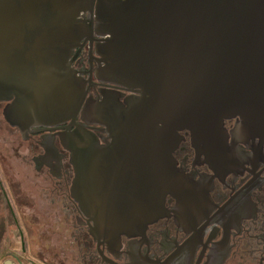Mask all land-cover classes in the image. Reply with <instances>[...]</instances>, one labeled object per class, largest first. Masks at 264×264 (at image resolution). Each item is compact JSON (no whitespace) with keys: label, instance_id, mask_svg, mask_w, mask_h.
I'll list each match as a JSON object with an SVG mask.
<instances>
[{"label":"water","instance_id":"95a60500","mask_svg":"<svg viewBox=\"0 0 264 264\" xmlns=\"http://www.w3.org/2000/svg\"><path fill=\"white\" fill-rule=\"evenodd\" d=\"M95 35L107 36L97 73L131 93L123 101L114 91L95 100L92 76L74 67ZM0 103L24 140L68 123L58 135L73 196L117 242L159 218L152 203L188 196L172 157L180 132L210 158L227 146V119L264 141V0H0Z\"/></svg>","mask_w":264,"mask_h":264},{"label":"flooded vegetation","instance_id":"af4514ba","mask_svg":"<svg viewBox=\"0 0 264 264\" xmlns=\"http://www.w3.org/2000/svg\"><path fill=\"white\" fill-rule=\"evenodd\" d=\"M105 38L95 35L92 45L84 39L74 67L83 77L92 76L89 94L95 100L114 91L123 101L131 93L97 73L105 64L97 53ZM238 120H225L227 146L218 157L204 154L189 131L180 132L172 157L189 176L188 196L169 193L152 203L159 218L117 242L94 231L73 196L76 172L58 135L68 123L30 132L24 140L5 121L26 143L23 151L14 148L25 174H0V264H264V141L239 136ZM92 126L104 143L103 126ZM143 188L133 187L129 198H141Z\"/></svg>","mask_w":264,"mask_h":264},{"label":"rangeland","instance_id":"374dc122","mask_svg":"<svg viewBox=\"0 0 264 264\" xmlns=\"http://www.w3.org/2000/svg\"><path fill=\"white\" fill-rule=\"evenodd\" d=\"M21 145L24 146L26 143L21 142L20 137H15L8 131L0 107V174L2 177H14V174L15 177H22L24 173H22L24 169L23 157L14 152V148H20ZM20 150L22 149L20 148ZM8 168L11 170H7Z\"/></svg>","mask_w":264,"mask_h":264}]
</instances>
